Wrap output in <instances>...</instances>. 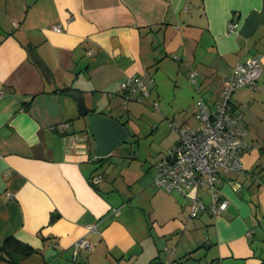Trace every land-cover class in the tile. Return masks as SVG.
<instances>
[{
    "label": "crops",
    "instance_id": "1",
    "mask_svg": "<svg viewBox=\"0 0 264 264\" xmlns=\"http://www.w3.org/2000/svg\"><path fill=\"white\" fill-rule=\"evenodd\" d=\"M256 54L258 88L231 99L250 148L242 173L220 174L229 206L217 215L189 218L182 194L157 187L163 155L135 175L114 161L118 150L97 162L90 117L63 91L135 136L130 117L119 119L133 102L121 83L140 76L150 95L135 102L191 112L179 126L197 127L200 100L213 108L235 64ZM173 78L188 90L183 107L165 91ZM198 195L211 200L206 188ZM12 236L38 250L19 264H264V0H0V246ZM83 238L91 248L76 250Z\"/></svg>",
    "mask_w": 264,
    "mask_h": 264
},
{
    "label": "built area",
    "instance_id": "2",
    "mask_svg": "<svg viewBox=\"0 0 264 264\" xmlns=\"http://www.w3.org/2000/svg\"><path fill=\"white\" fill-rule=\"evenodd\" d=\"M236 27L230 24V29ZM60 32V26H54ZM261 57L259 54L240 61L233 67L232 73L224 80L221 98L213 108L200 100L196 118L197 127H181L175 122L171 126L179 133L178 143L169 148L154 164V182L157 187L166 192H178L189 201V218L208 211L217 215L226 211L229 200L224 197L218 186L221 172L242 173L241 154L250 148L246 135V125L243 113L234 109L231 99L233 93L242 87L258 88L262 74ZM196 81V72L190 76ZM125 102L141 101L149 97L150 89L140 76H131L121 83ZM155 108L159 102L153 101ZM68 124L59 126V131L65 133ZM67 144L74 148L76 140L65 133ZM100 178L94 179L98 183ZM200 188H206L211 200L207 204L198 195ZM95 230L96 226L89 227ZM91 248L87 239H81L75 244V249Z\"/></svg>",
    "mask_w": 264,
    "mask_h": 264
},
{
    "label": "rangeland",
    "instance_id": "3",
    "mask_svg": "<svg viewBox=\"0 0 264 264\" xmlns=\"http://www.w3.org/2000/svg\"><path fill=\"white\" fill-rule=\"evenodd\" d=\"M177 80L179 79L169 80L170 82H167L165 91H170L172 94V90H176L177 100L174 105L175 107H183L187 105V98H189L187 97L188 90L179 87L182 85ZM176 83L178 84V87L175 86ZM194 86L193 94L197 97L200 93L198 94L197 92V86ZM132 101L133 102L128 101L129 104L127 105H120V113H123V115L119 118V113L118 118L121 119V121H124L127 117H130L131 120L129 121L128 127L131 129L132 133H135V136H130L128 142L120 144L113 150V152L118 150L120 153H124L121 159L114 158V161L120 164V167L126 168L130 166L129 172L131 171V174L135 175L136 173L141 172L142 169L144 170L150 167L159 156L165 154L169 147L173 145L177 135L179 136L178 131L171 126V122L182 125V122L185 121L184 118L189 117L191 112L183 114L181 111L176 115H167L161 112V103L159 108L151 110L141 103L135 102V100ZM153 187L155 189L157 188L155 184ZM180 207L181 209H184V214L188 217L189 208L183 206ZM189 222L193 226V221ZM190 228L191 226L189 229ZM200 230L204 234L201 236V239L202 237L206 238L208 235L206 229ZM178 239L179 237L175 238V240ZM204 241L205 239L203 238V242Z\"/></svg>",
    "mask_w": 264,
    "mask_h": 264
},
{
    "label": "water",
    "instance_id": "4",
    "mask_svg": "<svg viewBox=\"0 0 264 264\" xmlns=\"http://www.w3.org/2000/svg\"><path fill=\"white\" fill-rule=\"evenodd\" d=\"M77 103L80 115H89L91 121V133L96 142L95 155L97 157H108L120 144L128 142L130 138L129 130L113 117H105L100 114H91L90 108L85 103L83 95L77 90L67 92ZM51 249L46 250L48 257Z\"/></svg>",
    "mask_w": 264,
    "mask_h": 264
},
{
    "label": "trees",
    "instance_id": "5",
    "mask_svg": "<svg viewBox=\"0 0 264 264\" xmlns=\"http://www.w3.org/2000/svg\"><path fill=\"white\" fill-rule=\"evenodd\" d=\"M63 91L68 92L69 89H63ZM91 114L96 113L94 110H91ZM122 124L125 125V123ZM108 158H110V156L102 158L97 157V162H102ZM35 252H38V250L26 243L21 242L15 236L7 238L0 246V258L5 259L8 264H19L21 260Z\"/></svg>",
    "mask_w": 264,
    "mask_h": 264
}]
</instances>
